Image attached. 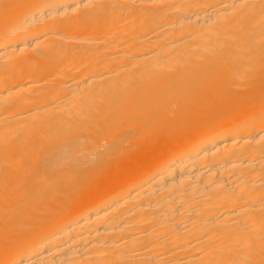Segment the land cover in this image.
I'll return each mask as SVG.
<instances>
[{
  "label": "bare ground",
  "instance_id": "1",
  "mask_svg": "<svg viewBox=\"0 0 264 264\" xmlns=\"http://www.w3.org/2000/svg\"><path fill=\"white\" fill-rule=\"evenodd\" d=\"M0 264H264V0H0Z\"/></svg>",
  "mask_w": 264,
  "mask_h": 264
}]
</instances>
